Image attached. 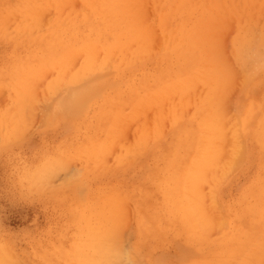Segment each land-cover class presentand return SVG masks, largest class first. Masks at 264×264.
Returning <instances> with one entry per match:
<instances>
[{"label":"rangeland","instance_id":"rangeland-1","mask_svg":"<svg viewBox=\"0 0 264 264\" xmlns=\"http://www.w3.org/2000/svg\"><path fill=\"white\" fill-rule=\"evenodd\" d=\"M111 1L0 0V264H264V0Z\"/></svg>","mask_w":264,"mask_h":264},{"label":"bare ground","instance_id":"bare-ground-1","mask_svg":"<svg viewBox=\"0 0 264 264\" xmlns=\"http://www.w3.org/2000/svg\"><path fill=\"white\" fill-rule=\"evenodd\" d=\"M106 1H107V0H106ZM113 1H114V0H112L111 2H113ZM115 2H116V0H115ZM115 2H113V3H115ZM108 3H110V2H108ZM116 3L119 4V2H116ZM116 3H115V4H116ZM111 5L113 6V4H111ZM116 5H117V4H116ZM116 5H115L114 7H116ZM119 6H120V5H119ZM119 6H118V7H119ZM124 7H126V6H124ZM160 15H161V14H160ZM48 28H49V27H48ZM51 33H52V32H51ZM131 34H132V31H131ZM49 35H50V34H49ZM55 37H56V36H55ZM130 37H131V36H130ZM59 38H60V37H59ZM53 39H54V37H53ZM129 39H130V38H129ZM53 41H54V40H53ZM57 41H58V39H57ZM59 41H61V40H59ZM194 42H195V41H194ZM196 42H197V41H196ZM54 43H55V41H54ZM133 43H134V42H133ZM48 52H51V51H48ZM61 52H62V51H61ZM64 52H65V50H64ZM55 54H56V53H55ZM47 56H48V55H47ZM51 57H53V56H51ZM41 59H42V58H41ZM43 60H44V59H43ZM45 65H46V64H45ZM11 69H12V68H11ZM8 70H9V69H8ZM9 71H12V70H9ZM13 71H14V70H13ZM0 72H1V71H0ZM11 74H12V73H11ZM1 75H2V74H1ZM6 75H7V74H6ZM4 77H5V76H4ZM160 77H161V75L159 76V78H160ZM156 78H157V77H156ZM3 79H4V78H3ZM162 80H163V78H162ZM162 80L160 79V81H162ZM3 81H5V80H3ZM9 81H10V80H9ZM16 81H17V80H16ZM160 81H158V82L160 83ZM0 82H1V81H0ZM6 82H7V80L5 81V83H6ZM17 82H18V81H17ZM59 82H60V81H59ZM3 83H4V82H3ZM8 83H9V82H8ZM59 84H60V83H59ZM61 84H62V83H61ZM61 84H60V85H61ZM4 85H5V84H4ZM9 85H10V84H9ZM11 85H12V84H11ZM62 85H63V84H62ZM62 85H61V86H62ZM49 86H50V85H49ZM61 86H60L59 89H62V88H63V87H61ZM147 86H148V85H147ZM149 86H151V85H149ZM157 86H158V84H157ZM13 87H14V86H13ZM151 87H152V86H151ZM34 88H35V87H34ZM56 89H57V88H56ZM64 89H65V88H64ZM66 89H67V88H66ZM148 89H150V88H148ZM155 89H157V88H155ZM9 90H10V87H9ZM32 90H33V89H32ZM256 90H257V89H256ZM61 91H62V90H61ZM63 91H64V90H63ZM63 91H62V92H63ZM65 91H66V92H65L62 96L65 95V97H66V96H67L66 93H68V92H67V90H65ZM72 91H73V90H72ZM72 91H70L71 94H72ZM257 92H258V91H257ZM58 94H59V93H58ZM131 96H132V95H131ZM145 96H146V95H145ZM48 98H49V97H47V99H48ZM66 98H67V97H66ZM44 99H45V97H44ZM45 100H46V99H45ZM127 100H128V99H127ZM132 100H133V99H132ZM132 100H131V102H132ZM49 101H50V100H49ZM115 101H116V100H115ZM117 103H118V102H117ZM240 103H241V102H240ZM251 103L254 104V102H251ZM46 104H48V103H46ZM64 104H65V103H64ZM114 104H115V103H114ZM118 104H119V103H118ZM130 104H131V103H130ZM237 104H238V103H237ZM44 105H45V103L43 104V106H44ZM107 105H108V104H107ZM241 105H242V104H241ZM45 106H47V105H45ZM48 106H49V104H48ZM48 106H47V107H48ZM129 106H130V105H129ZM115 107H116V106H115ZM43 109H44V108H43ZM49 109H50V108H49ZM254 109H255V108H254ZM44 110H46V109H44ZM41 113H42V111H41ZM46 113H47V111H46ZM49 113H50V112H49ZM49 113H48V114H49ZM237 113H238V112H237ZM254 113H255V112H254ZM44 114H45V113H44ZM59 115H60V114H59ZM63 115H64V114H63ZM66 115H67V114H66ZM71 115H72V116L75 115V114H74V111H71V112H70V116H71ZM109 115H111V114H109ZM239 115H240V114H239ZM239 115H238V116H239ZM106 116H108V115H106ZM45 117H46V115H45ZM101 117H102V116H101ZM204 117H206V116H204ZM204 117H203V118H204ZM236 117H237V114H236ZM251 117H252V116H251ZM99 118H100V116H99ZM106 118H108V117H106ZM111 118H112V117H111ZM252 118H253V117H252ZM1 119H2V117H1ZM41 119H42V117H41ZM102 119H103V118H102ZM104 119H105V117H104ZM42 120H43V119H42ZM106 120H107V119H106ZM110 120H111V119H110ZM202 120H205V119H202ZM202 120H201V123H202ZM234 120H236V118H234ZM54 121H55V120H54ZM256 121H257V120H256ZM101 122H102V121H101ZM107 122H108V121H107ZM215 122H216V121H215ZM215 122H214V125H215ZM242 122H243V121H242ZM42 123H44V122H42ZM42 123H41V125H42ZM201 123H200V124H201ZM235 123H236V122H234V124H235ZM237 123H239V122H237ZM237 123H236V124H237ZM197 124H198V123H197ZM202 124H203V123H202ZM261 124H262V122H261ZM54 125H55V124H54ZM253 126H254V125H253ZM196 127H198V126H196ZM209 127H210V126H209ZM220 127H221V126H220ZM236 127H237V126H236ZM258 127H259V125H258ZM105 128H106V127H105ZM201 128H202V125H201ZM201 128L199 127L200 131H202ZM107 129H108V128H107ZM193 129H194V128H193ZM199 129H198L197 131H199ZM212 129H213V128H212ZM215 129H216V128H215ZM223 129H224V128H223ZM237 129H239V128L237 127ZM246 129H247V128H246ZM233 130H235V129H233ZM233 130H232V131H233ZM239 130H240V129H239ZM256 130H257V127H256ZM251 131H252V130H251ZM257 131H258V130H257ZM261 131L264 132V130H261ZM93 132H94V131H93ZM93 132H92V134H93ZM101 132H102V130H101ZM241 132H242V131H241ZM244 132H245V131H244ZM25 133H26V132H25ZM103 133H104V132H103ZM197 133H198V132H197ZM95 134H96V132H95ZM95 134H94V136H95ZM148 134H149V131H148ZM234 134L236 135V133H234ZM153 135H154V134H153ZM192 135H193V134H192ZM249 135H250V132H249ZM90 136H91V135H90ZM94 136H92V137H94ZM104 136L106 137V135H104ZM86 137H87V136H86ZM141 137H142V136H141ZM143 137H144V136H143ZM190 137H191V136H190ZM102 138H104V137H102ZM149 138H150V137H149ZM231 138H232V137H231ZM263 138H264V137H263ZM5 139H6V137H5ZM10 139H11V137H10ZM85 139H86V138H85ZM88 139H89V138H88ZM98 139H99V138H98ZM135 139H136V138H134V140H135ZM137 139H138V140H137ZM137 139H136V141L139 143V141H140L141 139L138 138V137H137ZM139 139H140V140H139ZM171 139H173V138H171ZM237 139H238V138H236V141H238ZM239 139H240V138H239ZM241 139H242V138H241ZM244 139H245V138H244ZM86 140H87V139H86ZM89 140H90V139H89ZM93 140H94V139H93ZM169 140H170V139H169ZM199 140H200V139H199ZM206 140H207V139H206ZM94 141H95V140H94ZM136 141H135L134 143H136ZM196 141H197V140H196ZM212 141H213V140H212ZM236 141H235V142H236ZM251 141H252V140H251ZM262 141H263V140H262ZM262 141H261V145H262ZM140 142H141V141H140ZM157 142H158V140H157ZM168 142H169V141H168ZM176 142H177V141H176ZM217 142H218V141H217ZM233 142H234V140H233ZM238 142H239V141H238ZM240 142H241V141H240ZM252 142H253V141H252ZM85 143H86V142H85ZM85 143H84V144H85ZM130 143H131V142H130ZM130 143H129V144H130ZM138 143H137V145H138ZM236 143H237V142H236ZM242 143H243V141H242ZM255 143H256V142H255ZM197 144H199V141H198ZM238 144H240V143H238ZM238 144H237V145H238ZM250 144H251V143H250ZM125 145H126V144H125ZM131 145H133V144H131ZM134 145H135L134 147L136 148V144H134ZM205 145H206V144H205ZM129 146H130V145H129ZM141 146H142V145H141ZM141 146H140V147H141ZM147 146H148V145H147ZM159 146H160V144H159ZM163 146H164V145H163ZM207 146H208V145H207ZM238 146L240 147L241 145H238ZM32 147H33V146H32ZM123 147H125V146H123ZM126 147H127V145H126ZM134 147H132V149H134ZM140 147H139V148H140ZM167 147H168V146H167ZM198 147H199V146H198ZM208 147H209V146H208ZM210 147H211V146H210ZM30 148H31V147H30ZM113 148H114V147H113ZM156 148H157V147H156ZM254 148H255V147H254ZM259 148H260V147H259ZM262 148L264 149V147H262ZM127 149H129V147H128ZM150 149L153 150V148H150ZM154 149H155V148H154ZM166 149H167V148H166ZM195 149H196V147H195ZM236 149H237V148H236ZM145 150H146V149H145ZM206 150H208V149H206ZM259 150H260V149H259ZM128 151H129V150H128ZM147 151H148V150H147ZM165 151H166V150H165ZM195 151H196V150H195ZM202 151L204 152V148H203ZM211 151H212V150H211ZM238 151H240V150H238ZM132 152H133V151H132ZM154 152H155V151H154ZM200 152H201V151H200ZM207 152H208V151H207ZM207 152H206V153H207ZM134 153H135V152H134ZM206 153H205V154H206ZM208 153H210V151H209ZM208 153H207V154H208ZM227 153H229V151H228ZM231 153H232V151H230V154H231ZM234 153H235V152H234ZM181 154L183 155V153H181ZM224 154H225V153H224ZM260 154H261V153H260ZM130 155H131V154H130ZM132 155H133V154H132ZM182 155H181V156H182ZM231 155H232V154H231ZM238 155H241V154H238ZM248 155H249V154H248ZM151 156H152V155H151ZM200 156H201V155H200ZM204 156H205V155H204ZM214 156H215V155H214ZM127 157H128V156H127ZM178 157H179V155H178ZM209 157H211V156H209ZM209 157H208V158H209ZM220 157H222V155H221ZM129 158H130V156H129ZM202 158H203V157H202ZM208 158H207V160H208ZM211 158H213V157H211ZM226 158H227V157H226ZM233 158H234V155H233ZM233 158H230V159L233 160ZM237 158H238V157H237ZM240 158H241V157H240ZM139 159H140V158H139ZM147 159H148V158H147ZM179 159H181V158H179ZM203 159H204V158H203ZM137 160H138V159H137ZM148 160H149V159H148ZM148 160H147V161H148ZM205 160H206V159H205ZM207 160H206V161H207ZM241 160H242V159H241ZM260 160H261V159H260ZM179 161H180V160H179ZM201 161H202V160H201ZM134 162H135V161H134ZM142 162H143V161H142ZM183 162H184V161H183ZM185 162H186V161H185ZM195 162H196V161H195ZM227 162H228V164L230 165L229 160H227ZM188 163H189V162H188ZM235 163H236V161H235ZM181 164H183V163H181ZM185 164H186V163H185ZM185 164H184V165H185ZM204 164H205V162H204ZM209 164H210V163H209ZM233 164H234V163H233ZM184 165H183V166H184ZM195 165H196V164H195ZM224 165H225V164H224ZM224 165H223V167H224ZM231 165H232V164H231ZM231 165H230V167H233V166H231ZM211 166H212V165H211ZM211 166H210V167H211ZM213 166H214V165H213ZM215 166H216V165H215ZM215 166H214V167H215ZM137 167H138V165H137ZM178 167H179V166H178ZM202 167H203V166H202ZM138 168H139V167H138ZM198 168H199V166H198ZM65 169H66V168H65ZM68 169H69V168H68ZM192 169H193V167H192ZM229 169H231V168H229ZM202 170H204V168H203ZM231 170H232V169H231ZM197 171H198V169H197ZM224 171L226 172V171H228V170L226 169V170H224ZM232 171H233V170H232ZM63 172H64V171H63ZM65 172H66V170H65ZM180 172H181V171H180ZM182 172H183V171H182ZM200 172H201V171H200ZM204 172H205V171H204ZM225 172H222V173H224L223 176H226V175H227ZM229 172H230V171H228L227 173H229ZM178 173H179V172H178ZM202 173H203V172H202ZM222 173H221V174H222ZM64 174H65V173H64ZM73 175H74V174H73ZM179 175H180V174H179ZM179 175H178V176H179ZM201 176H203V175H201ZM63 177H65V176H63ZM70 177H72V176H70ZM197 177H198V176H197ZM180 178H181V176H180ZM193 178H194V177H193ZM174 179H175V178H174ZM198 179H199V178H197V180H198ZM204 179H205V178H204ZM215 179H216V178H215ZM178 180H179V178H178ZM195 181H196V179H195ZM199 181H200V180H199ZM212 181H213V180H212ZM212 181H211V182H212ZM217 181H218V180H217ZM217 181H216V182H217ZM67 182H68V181H67ZM203 182H204V180H203ZM216 182H215V183H216ZM175 183H176V182H175ZM201 185H202V184H201ZM206 185H207V184H206ZM212 185H213V184H211V186H212ZM58 186H59V185H58ZM143 186H144V185H143ZM196 186H197V185H196ZM111 187H112L111 189L113 190L114 194L125 193V189H129V188H130L127 184H126V185H121V184H120L119 182H117V181H115L114 183H112V184H111ZM214 187H216V186H214ZM137 188H138V187H137ZM179 188H180V186H179ZM196 188H197V187H196ZM205 188H206V187H205ZM211 188H212V187H211ZM211 188H209V189H210L209 191H211ZM201 189H202V188H201ZM218 189H219V188H218ZM203 190H205V189H203ZM203 190H202V191H203ZM212 190H213V189H212ZM176 191H177V190H176ZM179 191H180V190H179ZM213 191H214V190H213ZM38 192H39V191H38ZM173 192H174V191H173ZM197 192H198V191H197ZM204 192H205V191H204ZM206 192H207V191H206ZM215 192H216V190H215ZM207 193H208V192H207ZM73 194H74V193H73ZM151 194H152V193H151ZM175 194H176V193H175ZM177 194H178V193H177ZM208 194H209V193H208ZM215 194H217V192H216ZM215 194H213V193H212L211 195L209 194V195H207L205 198H207V197L210 198V196L215 195ZM75 195H76V193L74 194V196H75ZM140 195H141V194H140ZM203 195H204V194H203ZM205 195H206V194H205ZM75 197H76V196H75ZM212 197H214V196H212ZM205 198H204V199H205ZM214 198H215V197H214ZM214 198H213V199H214ZM257 198H258V197H257ZM213 199H212V200H213ZM216 199H217V198H216ZM243 200H244V199H243ZM258 200H259V199H258ZM159 201H160V200H159ZM214 201L216 202L215 199H214ZM214 201L212 202V205H214V204H213V203H215ZM217 201H218V199H217ZM50 202H51V201H50ZM140 202H141V201H140ZM183 202H184V201H183ZM204 202H205V201H204ZM206 202H207V201H206ZM257 202H258V201H257ZM133 203H134V202H133ZM207 203H208V202H207ZM218 203H219V202H218ZM250 203H251V202H250ZM134 204H135V203H134ZM205 204H206V203H204V205H205ZM222 204H223V203H222ZM258 204H259V203H258ZM136 205H137V204H136ZM155 205H156V204H155ZM125 206H126V205H125ZM128 206H129V205H128ZM207 206H208V205H207ZM209 206H210V205H209ZM126 207H127V206H126ZM138 207H139V205H138ZM151 207H152V206H151ZM151 207H149V208H151ZM211 207H212V206H211ZM221 208H222V206H221ZM253 208H254V207H253ZM256 208H257V207H256ZM124 209H126V208H124ZM130 209H131V208H130ZM137 209H138V208H137ZM208 209H209V208H208ZM217 209H218V208H217ZM224 209H225V208H224ZM247 209H248V208H247ZM260 209H261V208H260ZM126 210H127V209H126ZM133 210H134V209H133ZM221 210H222V209H221ZM129 211H130V210H129ZM169 211H170V212H173L174 210H173V208H169ZM216 211H217V210H216ZM231 211H232V210H231ZM233 211H234V210H233ZM251 211H252V210H251ZM253 211H254V209H253ZM253 211H252V212H253ZM126 212H128V210H127ZM174 212H175V211H174ZM221 212H222V211H221ZM260 212H261V211H260ZM132 213H133V212H132ZM154 213H155V212H154ZM154 213H153V214H154ZM210 213H211V212H210ZM227 213H228V212H227ZM126 214H127V213H126ZM129 214H130V212H129ZM136 214H138V213L136 212ZM219 214H220V213H219ZM222 214H223V213H222ZM225 214H226V213H225ZM247 214H248V213H247ZM148 215H149V214H148ZM217 215H218V214H217ZM217 215H216V216H217ZM139 216H140V215H139ZM144 216H145V215H144ZM210 216H211V215H210ZM220 216H221V215H220ZM224 216H225V215H224ZM228 216H229V215H228ZM244 216H245V215H244ZM252 216H253V214H252ZM140 217H141V216H140ZM156 217H157V214H156ZM218 217H219V215H218ZM221 217H222V216H221ZM221 217H220V219H221ZM225 218H227V217H225ZM236 218H237V217H236ZM250 218H251V217H250ZM127 219H128V218H127ZM163 219H164V218H163ZM171 219H172V218H171ZM220 219H219V220H220ZM234 219H235V218H234ZM247 219H248V218H247ZM142 220H143V219H142ZM175 220H177V219H175ZM182 220H183V219H182ZM212 220H213V219H212ZM219 220H218V222H219V225H220V223H222V222L219 221ZM227 220H228V219H227ZM257 220H258V219H257ZM126 221H127V220H126ZM128 221H129V220H128ZM128 221H127V223L124 221V223L128 224ZM162 221H163V220H162ZM180 221H181V220H180ZM180 221H179V222H180ZM187 221H188V220H187ZM233 221H234V220H233ZM237 221H238V223H239V220H237ZM249 221H250V220H249ZM252 221H253V220H252ZM130 222H131V224H132V221H130ZM140 222H141V221H140ZM148 222H150V221L148 220ZM215 222H216V220H214V223H215ZM119 223H121V221H120ZM134 223L136 224V221H135ZM166 223H167V222H166ZM190 223H191V221H190ZM190 223H189V224H190ZM224 223H226V222L224 221ZM224 223L222 224V225H224L223 227H225V224H224ZM135 224H134V225H135ZM143 224H144V223H143ZM182 224H183V223H182ZM191 224H192V223H191ZM217 224H218V223H215V225H217ZM249 224H250V223H249ZM128 225H129V224H128ZM164 225H165V224H164ZM178 225H179V223H178ZM215 225L213 224V227H214ZM219 225H217V227H218ZM222 225H220V226H222ZM226 225H227V224H226ZM236 225H237V224H236ZM238 225H239V224H238ZM120 226H121V224H120ZM135 226H136V225H135ZM165 226H166V225H165ZM239 226H240V225H239ZM249 226H250V225H249ZM123 227H125V226H123ZM136 227H137V226H136ZM141 227H142V226H141ZM141 227H140V228H141ZM180 227H181V226H180ZM217 227H215L214 229L216 230ZM240 227H241V226H240ZM240 227H239V228H240ZM219 228H220V227H218V229H219ZM126 229H127V228H126ZM161 229H163V228H161ZM176 229H177V228H176ZM184 229H185V228H184ZM221 229H222V227H221ZM224 229H225V228H224ZM118 230H119V229H118ZM127 230H128V229H127ZM131 230H132V229H131ZM131 230H130V231H131ZM148 230H149V227H148ZM215 230H214V231H215ZM222 230H223V229H222ZM242 230H243V229H242ZM125 231H126V230H125ZM125 231H124V233H125ZM136 231H137V230H136ZM217 231L219 232V230H217ZM154 232H155V231H154ZM163 232H164V231H163ZM210 232H211V231H210ZM243 232H244V231H243ZM247 232H248V230H247ZM120 233H121V232H120ZM141 233H142V232H141ZM146 233H147V232H146ZM166 233H167V232H166ZM176 233H177V232H176ZM215 233H217V232H215ZM229 233H230V232H229ZM236 233H238V232H236ZM115 234H116V233H115ZM121 234H123V233H121ZM134 234H135V233H134ZM171 234H173V233H171ZM117 235H118V234H117ZM141 235H142V234H141ZM224 235H225V234H224ZM142 236H143V235H142ZM142 236H141V237H142ZM154 236H155V235H154ZM171 236H173V235H171ZM181 236H182V235H181ZM221 236H222V235H221ZM228 236H229V235H228ZM236 236H237V235H236ZM238 236H239V233H238ZM126 237H128V236H126ZM126 237H125V239H126ZM176 237H177V236H176ZM182 237H183V236H182ZM222 237H223V236H222ZM120 238H123V237H120ZM143 238H144V236H143ZM143 238H142V239H143ZM172 238H173V237H172ZM172 238H171V239H172ZM211 238H212V237H211ZM215 238H216V237H215ZM217 238H218V237H217ZM238 238H239V237H238ZM238 238H236V239H238ZM255 238H256V237H255ZM118 239H119V238L116 239V242H117V243L120 242V241H119V242L117 241ZM144 239H145V238H144ZM245 239H246V238H245ZM247 239H248V238H247ZM247 239L245 240L246 243H247V241L249 240V239H248V240H247ZM120 240H121V239H120ZM126 240H127V239H126ZM133 240H134V239H133ZM133 240L131 241L132 243H133ZM137 240H139V239H137ZM153 240H154V239H153ZM207 240H209V239H207ZM215 240H216V239H215ZM222 240H223V239H222ZM123 241H124V240H123ZM141 241H143V240H141ZM154 241H155V240H154ZM165 241H166V240H165ZM179 241H180V240H179ZM202 241H203V240H202ZM219 241H220V240H219ZM63 242H64V241H63ZM139 242H140V241H139ZM166 242H167V241H166ZM180 242H181V241H180ZM197 242H198V241H197ZM209 242H210V241H209ZM211 242H212V241H211ZM214 242H215V241H214ZM229 242H230V241H229ZM114 243H115V242H114ZM117 243L115 244V245H116V248H117ZM120 243L123 244L122 241H121ZM124 243H126V242H124ZM142 243H143V242H142ZM215 243H217V242H215ZM227 243H228V242H227ZM230 243H231V242H230ZM182 244H183V243H182ZM222 244L224 245L225 242L222 243ZM123 245H124V244H123ZM141 245H142V244H141ZM192 245H193V244H192ZM197 245H198V244H197ZM220 245H221V243H220ZM229 245H230V244H229ZM118 246H119V245H118ZM124 246H125L124 248H126V244H125ZM130 246H131V245H130ZM143 246H144V245H143ZM148 246H149V244H148ZM150 246H151V245H150ZM186 246H187V245H186ZM188 246H189V244H188ZM198 246H200V245H198ZM224 246H226V245H224ZM135 247H136V246H135ZM137 247H138V246H137ZM213 247H214V246H213ZM216 247H217V246H216ZM221 247H222V246H221ZM256 247L258 248V247H260V246H256ZM263 247H264V246H263ZM114 248H115V247H114ZM122 248H123V247H122ZM128 248H129V247H127V250H128ZM148 248H150V247H148ZM148 248H147V249H148ZM163 248H164V247H163ZM190 248H191V247H190ZM134 249H135V248H134ZM134 249L131 248V250H134ZM139 249H140V248H139ZM217 249H219V248H217ZM110 250H111V249H110ZM123 250H124V249H123ZM125 250H126V249H125ZM127 250H126V251H127ZM131 250L129 249L128 251H131ZM256 250H257V249H256ZM118 251H120V250H118ZM158 251H159V250H158ZM171 251H172V250H171ZM172 252H173V251H172ZM174 252H175V251H174ZM177 252H178V251H177ZM258 252H260L259 249H258ZM258 252H257V253H258ZM116 253H117L116 256L119 257L118 259L116 258L117 260L124 259L123 256H122V253H120V252H116ZM118 253H119V254H118ZM124 253H125V252H123V255H124ZM128 253H130V252H127V253H126V259H127V262H128V260H129V258H133L132 256L134 255V254L132 255V252H131L130 254H131L132 256L128 258V256H127ZM138 253H139V252H138ZM138 253H136V254H138ZM146 253H147V252H146ZM148 253H149V252H148ZM155 253H156V252H155ZM180 253H181L180 260L183 262V261L185 260V258H186V257H185L186 254L189 253V250L186 249V248H184V249L181 248ZM252 253H254V250H253ZM252 253H251V254H252ZM107 254H108V253H107ZM120 254H121L122 258L120 257ZM118 255H119V256H118ZM141 255H142V254H141ZM152 255H153V254H152ZM178 255H179V254H178ZM213 255H214V254H213ZM215 255H216V254H215ZM220 255H222V254H220ZM243 255H244V254H243ZM257 255H258V254H257ZM147 256H148V255H147ZM111 257H112V256H111ZM211 257H212V256H211ZM214 257H215V256H214ZM256 257H257V256H256ZM114 258H115V256H114ZM136 258H137V256H136ZM136 258H135V256H134V259H135V260H134V259H132V260L136 261V263L139 264L140 261H139V259H136ZM138 258H139V256H138ZM194 258H195V257H194ZM196 258H197V257H196ZM203 258H204V257H203ZM206 258H207V257H206ZM216 258H217V257H216ZM218 258H219V257H218ZM258 259H259V258H258ZM258 259H257V260L254 259V260H255V261H258ZM145 260H146V259H145ZM151 260H152V259H151ZM203 260H204V259H203ZM209 260H210V257H209ZM83 261H84V260H83ZM125 261H126V260H125ZM125 261H124V262H125ZM137 261H139V262H137ZM160 261H161L162 263H164V261H165L167 264H173L172 261L168 260V257H164V256L161 257ZM200 261H201V260H200ZM200 261H199V262H200ZM252 261H253V259H252ZM113 262H114V261H113ZM129 262H133V261H131V259H130ZM155 262H156V261H155ZM205 262H206V261H205ZM205 262H204V263H205ZM248 262H249L248 264H251V263H252V262H250V258L248 259ZM115 263L117 264V262H115ZM115 263H114V264H115ZM152 263H153V262H152ZM156 263H157V262H156ZM187 263H188V262H187ZM119 264H120V263H119ZM124 264H126V263H124ZM128 264H129V263H128ZM130 264H132V263H130ZM140 264H141V263H140ZM159 264H160V263H159ZM179 264H180V263H179ZM183 264H184V263H183ZM185 264H186V263H185ZM206 264H207V262H206ZM238 264H239V263H238ZM245 264H246V263H245ZM252 264H253V263H252Z\"/></svg>","mask_w":264,"mask_h":264}]
</instances>
